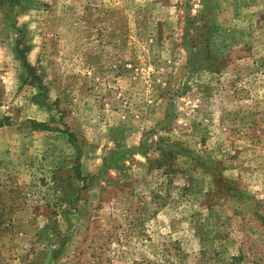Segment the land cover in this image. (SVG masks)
Here are the masks:
<instances>
[{"label":"rangeland","instance_id":"1","mask_svg":"<svg viewBox=\"0 0 264 264\" xmlns=\"http://www.w3.org/2000/svg\"><path fill=\"white\" fill-rule=\"evenodd\" d=\"M49 248L264 264V0H0V264Z\"/></svg>","mask_w":264,"mask_h":264},{"label":"water","instance_id":"2","mask_svg":"<svg viewBox=\"0 0 264 264\" xmlns=\"http://www.w3.org/2000/svg\"><path fill=\"white\" fill-rule=\"evenodd\" d=\"M51 255H52V250L49 248V253H48L47 258L45 259L44 264H48L49 263V261L51 259Z\"/></svg>","mask_w":264,"mask_h":264},{"label":"trees","instance_id":"3","mask_svg":"<svg viewBox=\"0 0 264 264\" xmlns=\"http://www.w3.org/2000/svg\"><path fill=\"white\" fill-rule=\"evenodd\" d=\"M31 68V67H29ZM70 136H73L72 134ZM77 146V145H76ZM77 149H78V155H77V162H78V165L80 164V156H81V151H80V148L77 146ZM80 170V169H79Z\"/></svg>","mask_w":264,"mask_h":264}]
</instances>
